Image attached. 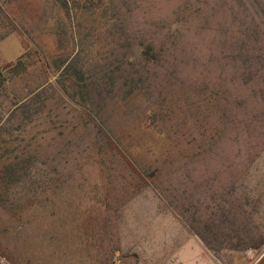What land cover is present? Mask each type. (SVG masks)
I'll list each match as a JSON object with an SVG mask.
<instances>
[{
    "label": "rangeland",
    "instance_id": "1",
    "mask_svg": "<svg viewBox=\"0 0 264 264\" xmlns=\"http://www.w3.org/2000/svg\"><path fill=\"white\" fill-rule=\"evenodd\" d=\"M165 221L264 245V0H0V264H136Z\"/></svg>",
    "mask_w": 264,
    "mask_h": 264
},
{
    "label": "crops",
    "instance_id": "2",
    "mask_svg": "<svg viewBox=\"0 0 264 264\" xmlns=\"http://www.w3.org/2000/svg\"><path fill=\"white\" fill-rule=\"evenodd\" d=\"M151 241L136 264H264V245L244 252L225 247L219 223L165 221L149 226Z\"/></svg>",
    "mask_w": 264,
    "mask_h": 264
},
{
    "label": "built area",
    "instance_id": "3",
    "mask_svg": "<svg viewBox=\"0 0 264 264\" xmlns=\"http://www.w3.org/2000/svg\"><path fill=\"white\" fill-rule=\"evenodd\" d=\"M113 264H124V261H123V258L120 252H116L114 254Z\"/></svg>",
    "mask_w": 264,
    "mask_h": 264
},
{
    "label": "trees",
    "instance_id": "4",
    "mask_svg": "<svg viewBox=\"0 0 264 264\" xmlns=\"http://www.w3.org/2000/svg\"><path fill=\"white\" fill-rule=\"evenodd\" d=\"M177 1H183V0H177ZM224 6L226 7L227 5H226V3L224 4ZM222 8H223V12H226L227 10H228V8H226V9H224V7H223V4H222ZM227 13V12H226ZM234 22V21H233ZM222 23H226V22H222ZM228 26V22L226 23V25H225V28ZM224 28V29H225ZM225 30H227V29H225ZM228 31V30H227ZM245 123V122H244ZM246 126L244 125V127L243 128H245Z\"/></svg>",
    "mask_w": 264,
    "mask_h": 264
}]
</instances>
